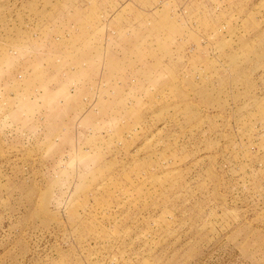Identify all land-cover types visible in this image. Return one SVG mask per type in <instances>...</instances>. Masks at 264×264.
<instances>
[{"label": "rangeland", "instance_id": "374dc122", "mask_svg": "<svg viewBox=\"0 0 264 264\" xmlns=\"http://www.w3.org/2000/svg\"><path fill=\"white\" fill-rule=\"evenodd\" d=\"M0 264H264V0H0Z\"/></svg>", "mask_w": 264, "mask_h": 264}]
</instances>
